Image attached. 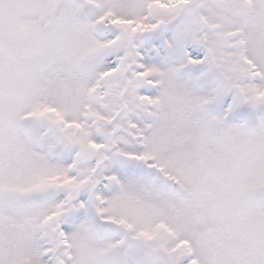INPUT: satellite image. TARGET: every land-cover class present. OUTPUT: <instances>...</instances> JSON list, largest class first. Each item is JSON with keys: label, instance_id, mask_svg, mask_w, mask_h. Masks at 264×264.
<instances>
[{"label": "snow or ice", "instance_id": "obj_1", "mask_svg": "<svg viewBox=\"0 0 264 264\" xmlns=\"http://www.w3.org/2000/svg\"><path fill=\"white\" fill-rule=\"evenodd\" d=\"M0 264H264V0H0Z\"/></svg>", "mask_w": 264, "mask_h": 264}]
</instances>
